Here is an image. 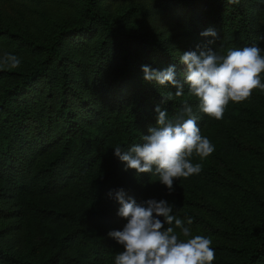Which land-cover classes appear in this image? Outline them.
Masks as SVG:
<instances>
[{"label":"trees","instance_id":"trees-1","mask_svg":"<svg viewBox=\"0 0 264 264\" xmlns=\"http://www.w3.org/2000/svg\"><path fill=\"white\" fill-rule=\"evenodd\" d=\"M167 1L162 0L164 7ZM70 2H74L80 17L56 21L44 38L36 39L0 23V37L6 35L39 52L38 58L25 68L0 70V76L9 79L0 83V178L30 191L31 195L24 198V206L34 217L35 233L43 244L37 259L19 256L0 246L2 264H115V256L122 248L107 233L122 230L127 221L117 214L120 205L108 196L110 190L122 188L126 198L132 197L138 203L155 198L173 205L171 200L187 199V189L195 191L202 179L223 182L215 161L222 158L225 150L241 147L238 132L242 126H257L263 122L264 92L254 91L251 99L243 103L230 102L219 120L199 111L198 100L188 92L176 100L168 116L173 118L179 114L186 100L199 117L201 134L214 145V151L205 159L191 158L192 163L202 165L200 173L176 180L175 190L169 193L157 176L125 170L124 162L114 155V148L121 146L127 150L133 144L143 143L142 137L149 126H155L157 117L156 105L150 102L153 88L141 81L143 57L131 48L130 42L144 52L157 51L171 59L174 53L159 40L122 31L98 9L96 0ZM243 2L245 0L233 4L227 0H203L196 5L174 0L183 9L188 26L196 29L198 23H206L218 33L216 38L209 37L208 40L214 42L209 44L208 41V46L221 54H226L229 48L253 44L264 49V39H261L264 37V0H252L253 13L245 10ZM93 28L98 34L87 50L93 67L90 76L96 83L103 81L102 89H106L113 100L112 109L102 111V117L109 120L111 128L108 139L101 141L103 152L99 166L92 145L98 140L97 130L87 128L71 106L67 96L68 68L58 63L62 57L59 53L62 42L71 37L82 42L79 37ZM108 53L113 60L106 62L102 58L93 64L95 56H108ZM53 61L59 65L57 103L45 117L40 107L37 112L31 110L22 95L37 79L49 74V64ZM175 71L177 78L179 73ZM120 98H124L125 105L119 111ZM38 114L41 117H37ZM102 136L98 133V137ZM64 187L72 197L61 191ZM256 204L252 218L239 212L218 226H210L216 232L211 245L215 251L213 264H264V198L257 196ZM173 214L185 225L189 217L192 223L204 219L174 205ZM104 221L108 227H102ZM23 236L27 243L25 231Z\"/></svg>","mask_w":264,"mask_h":264},{"label":"rangeland","instance_id":"rangeland-1","mask_svg":"<svg viewBox=\"0 0 264 264\" xmlns=\"http://www.w3.org/2000/svg\"><path fill=\"white\" fill-rule=\"evenodd\" d=\"M184 1L196 5L203 3V0ZM242 4L245 10L254 12L252 0H245ZM96 5L122 31L142 34L145 38L159 40L163 45H167L174 53L173 59L162 56L157 51L154 54L150 50L144 52L135 43L130 42L131 48L143 57L142 65H149L156 70H164L169 64L175 65L179 73L176 78L178 81L184 80L186 68L179 61L180 55L186 51L199 52L197 45L201 48L209 47L208 39L211 36H202L201 33L212 28L200 22L196 29H192L187 25L183 9L179 8L174 0H168L165 7L162 0H96ZM79 17L77 7L70 0H0V23L36 39L44 38L56 21ZM97 34V29L93 28L79 37L83 39L82 42L76 37L65 39L60 45L59 53L62 57L58 63L68 68L70 86L67 96L71 106L87 128L97 130L95 137L98 140L92 142V145L99 166L103 152L102 142L108 139L111 128L109 120L102 117V111L112 109L113 100L109 92L102 89L103 81L96 83L90 76L92 65L87 50ZM5 53L14 54L21 60L17 68L27 67L39 55L37 50L27 48L16 39L2 35L0 57ZM102 58L106 62L113 60L111 53H108V56H95L93 64L100 62ZM54 61L49 64V74L37 79L22 95L23 101L31 106V110L37 112L40 107V113L46 115L45 117L57 103L59 65ZM140 75L141 81H146L142 67ZM7 80L9 79L6 76H0V83ZM146 82L153 88L150 102L167 109L168 113L174 108L176 100L188 93L187 85L184 87V95L177 97L173 85L161 86L155 82ZM169 94L172 99L165 101L164 96ZM124 105V98H120L119 111ZM261 113V124L242 126L239 129L241 147L225 150L221 160L215 161L223 175V182L202 179L195 191L187 189V199L171 200L175 208L190 210L204 218L202 222L186 224L193 235H204L212 241L215 240L216 232H213L210 226H218L239 212L248 219L252 218L257 209L256 197L264 198V110H261ZM37 117L41 115L38 114ZM98 133L103 136L98 137ZM61 191L72 197L67 187ZM29 192L24 187L0 178V246L19 256L37 259L43 250V244L35 233V219L24 206V198L31 195ZM101 225L108 227L105 221L101 222ZM24 231L29 239L27 243L23 236Z\"/></svg>","mask_w":264,"mask_h":264},{"label":"clouds","instance_id":"clouds-1","mask_svg":"<svg viewBox=\"0 0 264 264\" xmlns=\"http://www.w3.org/2000/svg\"><path fill=\"white\" fill-rule=\"evenodd\" d=\"M201 35L218 37L214 29ZM197 49L199 52L186 51L179 57L186 66L183 81L176 79L175 65L164 70L142 65L144 80L161 86L173 85L177 97L184 95L187 85L189 94L198 100L199 111L218 120L223 118L230 102L243 103L251 99L254 91L264 92V49L258 45L229 48L226 54L206 46L197 45ZM20 64L14 54L0 57V70L15 69ZM171 99V94L164 96L165 101ZM155 112V126L148 127L143 143L133 144L127 150L116 146L114 155L124 162L125 170L151 173L172 193L176 180L202 170V165L192 163L191 158L205 159L214 151V145L201 134L199 117L188 101H183L181 112L173 118L160 105ZM108 196L118 201L117 214L127 221L122 230L107 233L122 248L115 256V264H213L215 251L211 238L193 235L184 221L173 214V205L167 200L150 198L138 203L132 197L126 198L122 188L110 190ZM187 224H192L190 217Z\"/></svg>","mask_w":264,"mask_h":264}]
</instances>
